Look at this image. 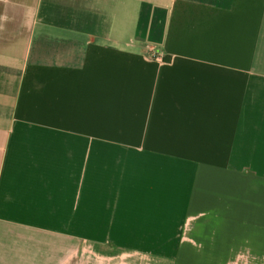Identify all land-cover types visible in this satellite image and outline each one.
<instances>
[{
	"label": "crops",
	"instance_id": "obj_1",
	"mask_svg": "<svg viewBox=\"0 0 264 264\" xmlns=\"http://www.w3.org/2000/svg\"><path fill=\"white\" fill-rule=\"evenodd\" d=\"M0 264H264V0H0Z\"/></svg>",
	"mask_w": 264,
	"mask_h": 264
},
{
	"label": "built area",
	"instance_id": "obj_2",
	"mask_svg": "<svg viewBox=\"0 0 264 264\" xmlns=\"http://www.w3.org/2000/svg\"><path fill=\"white\" fill-rule=\"evenodd\" d=\"M152 57H153V58H157V57H158V55H157V54H155V53H153Z\"/></svg>",
	"mask_w": 264,
	"mask_h": 264
}]
</instances>
